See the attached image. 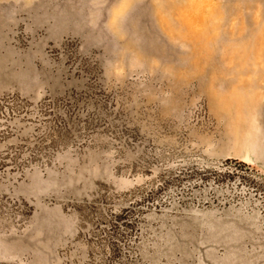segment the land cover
Here are the masks:
<instances>
[{
	"label": "rangeland",
	"instance_id": "obj_1",
	"mask_svg": "<svg viewBox=\"0 0 264 264\" xmlns=\"http://www.w3.org/2000/svg\"><path fill=\"white\" fill-rule=\"evenodd\" d=\"M0 264H264V0H0Z\"/></svg>",
	"mask_w": 264,
	"mask_h": 264
},
{
	"label": "trees",
	"instance_id": "obj_2",
	"mask_svg": "<svg viewBox=\"0 0 264 264\" xmlns=\"http://www.w3.org/2000/svg\"><path fill=\"white\" fill-rule=\"evenodd\" d=\"M126 213L127 212L122 213L118 218H116V219L113 220V227L115 229L114 232H116L117 230L119 231V228L121 229L123 227L124 229H126L127 226H129V225L131 226V223L126 222L124 220V216H125Z\"/></svg>",
	"mask_w": 264,
	"mask_h": 264
}]
</instances>
